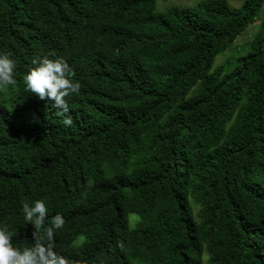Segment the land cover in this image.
I'll return each mask as SVG.
<instances>
[{
  "label": "trees",
  "instance_id": "obj_1",
  "mask_svg": "<svg viewBox=\"0 0 264 264\" xmlns=\"http://www.w3.org/2000/svg\"><path fill=\"white\" fill-rule=\"evenodd\" d=\"M159 1L0 0V52L17 62L0 87L14 247L34 246L22 205L43 199L68 264H264V0ZM44 56L80 84L67 113L26 91Z\"/></svg>",
  "mask_w": 264,
  "mask_h": 264
},
{
  "label": "clouds",
  "instance_id": "obj_2",
  "mask_svg": "<svg viewBox=\"0 0 264 264\" xmlns=\"http://www.w3.org/2000/svg\"><path fill=\"white\" fill-rule=\"evenodd\" d=\"M32 65L26 73L25 88L40 100L51 101L52 107L59 109L61 114L67 113L68 103L66 97L77 94L80 89L79 82L70 77L72 70L68 62L62 58L50 59L48 56L34 57ZM17 62L7 53L0 52V87H15L17 80ZM65 125L71 124L70 118L64 119ZM22 212L26 222L35 229L34 246L23 250L14 247L12 243L14 233L7 226H0V264H68L67 259L58 254L54 248V234L63 228L65 221L57 213L46 226L49 208L43 199L32 204L22 205ZM43 228V235L39 230Z\"/></svg>",
  "mask_w": 264,
  "mask_h": 264
},
{
  "label": "rangeland",
  "instance_id": "obj_3",
  "mask_svg": "<svg viewBox=\"0 0 264 264\" xmlns=\"http://www.w3.org/2000/svg\"><path fill=\"white\" fill-rule=\"evenodd\" d=\"M206 0H169V1H159L157 6V13H163L166 11L167 8L170 7H183V8H194L201 2H204ZM230 6L234 9H239L244 2V0H226ZM264 19V7L260 13L259 21H262ZM257 26H253L249 29L247 33L244 34L243 37H241L235 44L234 48L240 51H243L248 47L250 44V41L252 40L257 28ZM234 55V51L230 50L225 55L220 56L217 59L216 65L223 64L227 59L232 57ZM131 220H134V216H131ZM207 264V262L205 263Z\"/></svg>",
  "mask_w": 264,
  "mask_h": 264
}]
</instances>
